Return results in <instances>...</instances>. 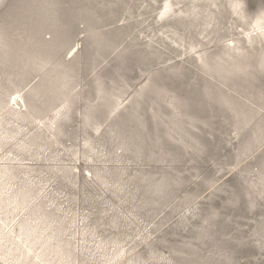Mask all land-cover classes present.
Wrapping results in <instances>:
<instances>
[{
  "label": "rangeland",
  "instance_id": "1",
  "mask_svg": "<svg viewBox=\"0 0 264 264\" xmlns=\"http://www.w3.org/2000/svg\"><path fill=\"white\" fill-rule=\"evenodd\" d=\"M261 27L264 0H0V264H264Z\"/></svg>",
  "mask_w": 264,
  "mask_h": 264
},
{
  "label": "bare ground",
  "instance_id": "2",
  "mask_svg": "<svg viewBox=\"0 0 264 264\" xmlns=\"http://www.w3.org/2000/svg\"><path fill=\"white\" fill-rule=\"evenodd\" d=\"M256 30H257V29H256ZM259 31L261 32L262 35H264V31H263V28H262V27L259 28ZM16 105H18V104H16ZM22 229H23V231L27 230V228H26L25 226H23ZM23 234H25V232H24ZM23 234H22V235H23Z\"/></svg>",
  "mask_w": 264,
  "mask_h": 264
}]
</instances>
